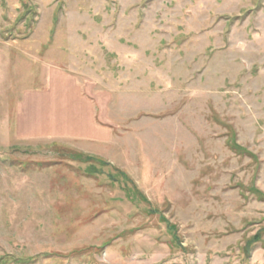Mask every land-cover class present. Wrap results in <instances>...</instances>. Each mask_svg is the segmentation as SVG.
Wrapping results in <instances>:
<instances>
[{
  "label": "rangeland",
  "instance_id": "rangeland-1",
  "mask_svg": "<svg viewBox=\"0 0 264 264\" xmlns=\"http://www.w3.org/2000/svg\"><path fill=\"white\" fill-rule=\"evenodd\" d=\"M0 264H264V0H0Z\"/></svg>",
  "mask_w": 264,
  "mask_h": 264
},
{
  "label": "trees",
  "instance_id": "trees-1",
  "mask_svg": "<svg viewBox=\"0 0 264 264\" xmlns=\"http://www.w3.org/2000/svg\"><path fill=\"white\" fill-rule=\"evenodd\" d=\"M230 147H231V150H233L237 154L238 153H241V150L239 149V147L237 146V144L234 143V141L230 142ZM160 218H161L162 221L164 220L163 217H160ZM163 222H165L167 224V227H169V228L171 227V225L167 221L164 220Z\"/></svg>",
  "mask_w": 264,
  "mask_h": 264
},
{
  "label": "crops",
  "instance_id": "crops-1",
  "mask_svg": "<svg viewBox=\"0 0 264 264\" xmlns=\"http://www.w3.org/2000/svg\"><path fill=\"white\" fill-rule=\"evenodd\" d=\"M81 97L84 98V100H83L84 103H87V102L90 103L91 100H90L88 97L86 98V96H83V95H82V92H81ZM80 99H81V98H80ZM90 104H91V103H90ZM91 106H92V104H91ZM92 119H93V122L95 123V116H94V114L92 115Z\"/></svg>",
  "mask_w": 264,
  "mask_h": 264
}]
</instances>
